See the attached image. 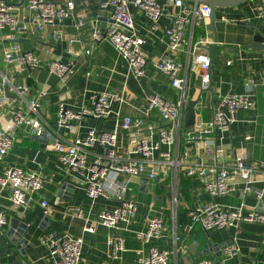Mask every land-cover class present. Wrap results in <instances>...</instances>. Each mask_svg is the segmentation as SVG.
<instances>
[{
	"label": "crops",
	"instance_id": "crops-1",
	"mask_svg": "<svg viewBox=\"0 0 264 264\" xmlns=\"http://www.w3.org/2000/svg\"><path fill=\"white\" fill-rule=\"evenodd\" d=\"M9 3H20L22 0H7ZM17 6L20 16L30 24V29L13 38L7 29H0V70L8 74L17 86H26L21 94L11 92L6 106L0 112V129L11 119L12 109H27V102L36 98L38 93L45 89L48 94L41 100L39 111L43 117V124L51 130L38 134L31 126L22 125L16 133L14 146L4 159H0V174L9 165H17L27 171H37L44 176L43 187L34 194V200L27 209L8 211L7 223L0 228V264H20L26 260L29 264H49L48 248L41 244L39 238L47 231H54L60 235L83 237V264H137L136 252L139 249H148L157 246L167 249L174 244L173 212H171V189L168 182L155 180L144 184L143 178L128 179V190L125 193L127 200L138 204L133 221L128 230L121 231L98 225L96 232L85 230L89 220L97 217L103 210H111L118 206L114 199H92L83 186H75L71 191L61 190L66 179L71 178L66 167L61 163L59 155L49 145L62 138L73 141L78 135L85 134L90 127L99 130L114 128L115 119L85 117L70 131L61 134L51 126L59 118V104L66 103L69 108L78 109L82 105H91L92 97L104 91H114L123 94L124 103H116L114 108L122 115L137 116L145 107L146 96L159 94L167 98H174L176 92L170 84V78L157 71L152 61L164 55H171L180 61H187L188 49H192L201 38L208 42L201 44L199 52H208L213 44L214 32L211 23L207 27L191 26L186 29L187 44L179 51H171L164 36V28L171 22L170 13L173 0H158L169 8L158 22V29L149 33L150 18L143 11H139L133 4L130 10L135 15L139 34L146 39L143 48L148 55V64L144 75L134 77L128 62L118 53L109 40L95 42L92 34L99 28L107 31L111 25V10L105 0H74L78 12L86 16V25L77 30L74 19H61L53 23L38 26L32 22L34 13ZM63 2L66 0H50ZM229 1V0H225ZM190 2V1H189ZM193 3V2H192ZM216 23L218 45L214 49V58L211 72V88L204 93L207 107L203 110V117L209 120L212 107L218 102L222 94H239L244 91L248 81L253 80L252 90L256 100V109L253 111L240 110L236 113V121L229 132L222 138L216 134L217 143L225 148L224 160H229L237 153H247L250 160L264 159V49H253L248 45L252 42L255 33L264 36V0H245L234 7H217ZM250 20L255 26L240 25L234 21ZM16 44L22 50L33 51L43 63L41 68H25L22 71L15 65L6 62L3 49ZM71 50L72 52H70ZM86 50H91L89 54ZM72 60L76 72L67 83L61 82L47 67L52 60ZM232 60L231 65L227 61ZM198 81L196 84L198 85ZM251 136V139H246ZM134 130L122 131L119 134L118 149L127 150ZM97 147L89 154L90 160L100 152ZM198 184H189L186 193L179 192L177 207V230L184 232L185 249L174 254L169 264H201L203 260H213L216 264H264V225L257 223H242L239 228H229L218 231H206L201 224L194 222L188 210L197 205L213 201L225 207L245 204L256 207L264 212V196L257 199L253 195H244L243 183L238 184V190L225 196L211 198L196 178H191ZM256 187L264 188V183H256ZM49 201V212L45 214L41 201ZM0 207H11L7 190L0 191ZM81 211V217L77 216ZM51 217L50 225H44V218ZM165 216L168 220V237L152 240L143 245L136 240L134 233L144 230L149 218ZM18 219L30 227L32 236L26 234L30 243H34L26 250V257L20 252L17 244L13 243L9 234L13 221ZM44 227L46 229L44 230ZM18 234L14 229V234ZM123 234L126 237V250L118 259H109V237ZM236 241L240 250L232 258H226L219 253L225 244Z\"/></svg>",
	"mask_w": 264,
	"mask_h": 264
},
{
	"label": "built area",
	"instance_id": "built-area-1",
	"mask_svg": "<svg viewBox=\"0 0 264 264\" xmlns=\"http://www.w3.org/2000/svg\"><path fill=\"white\" fill-rule=\"evenodd\" d=\"M110 7L114 20L110 28L102 32L94 30L95 42L109 40L118 53L128 62L129 69L138 77L144 75L148 64V55L143 46L146 39L137 29L134 13L130 10L133 4L139 11L150 18L148 32L158 29V22L169 6L158 0H105ZM191 3V4H190ZM24 5V3L22 4ZM25 8L35 15L33 23L41 26L61 19H74L77 30L83 28L86 16L78 12L74 0L55 2L50 0H28ZM171 22L164 28V36L171 51H179L187 39V27H207L211 20V7L204 3H192L186 0H173L170 13ZM0 29H7L13 38L30 29L18 12V7L10 5L7 0H0ZM208 42L201 38L187 53V61H180L171 55H164L152 61L153 67L170 78V84L176 92L174 98L155 94L146 96L145 107L137 116L122 115L116 110V103H124L123 94L104 91L92 97L91 105H82L78 109L69 108L66 103L59 104L60 126L73 130L85 117L107 119L114 117V128L99 130L90 127L73 141L56 138L50 146L59 155L71 178L83 186L86 194L92 199L104 198L118 201V206L103 210L97 217L89 220L85 228L90 233L96 232L98 225L121 231L128 230V225L136 215L138 204L127 200L128 179L146 177L148 180L168 182L171 189V212H173L174 244L167 249L151 246L136 252L137 264H169L171 257L186 248L184 232L177 230V207L179 204V185L183 177L196 178L211 198L225 196L236 192L239 183H243L244 195H253L257 199L264 196V188L256 183H264V159L250 160L247 153H237L229 160H224L225 148L217 143L216 134L222 138L229 132L236 121L240 110L253 111L256 100L253 94V80L246 83L244 91L239 94H222L212 107L209 120L203 117L207 107L205 94L210 90V69L213 59L208 52H199L201 44ZM72 52L71 50H69ZM91 50H86L89 54ZM7 63L15 64L20 71L25 68H41L43 63L33 51L22 50L13 44L3 49ZM232 60L227 61L231 65ZM47 67L61 82L67 83L75 74V63L72 60H52ZM199 82L198 85L196 82ZM26 86H17L8 74L0 70V112L6 106L11 92L22 93ZM48 94L43 89L36 98L27 102V109H12L11 119L0 129V159H4L16 141L20 126L28 125L38 134L44 129L43 117L39 111L41 100ZM196 100V117L192 126H186V113L190 102ZM47 125L51 126L49 122ZM52 128V126H51ZM134 130V138L127 150L118 149L119 134L122 131ZM58 131V130H56ZM59 132V131H58ZM63 134V133H61ZM251 139V136H246ZM101 151L90 160L89 154L95 148ZM44 185V176L37 171H27L17 165H7L0 174V191L7 190L11 207H0V228L7 223L8 211L27 209L34 200V194ZM45 214L49 212V201H41ZM194 222L201 224L206 231H218L239 228L242 223L264 225V212L245 204L225 207L213 201L197 205L188 210ZM81 217V211L77 213ZM168 220L165 216L149 218L144 230L136 231L134 237L143 245L152 240L168 237ZM41 244L48 248L49 264H83V237L60 235L47 231L39 238ZM126 237L123 234L109 237V259H118L126 250ZM240 246L236 241L223 247L226 258L238 254ZM102 264H109L108 261ZM201 264H216L213 260H203Z\"/></svg>",
	"mask_w": 264,
	"mask_h": 264
},
{
	"label": "water",
	"instance_id": "water-1",
	"mask_svg": "<svg viewBox=\"0 0 264 264\" xmlns=\"http://www.w3.org/2000/svg\"><path fill=\"white\" fill-rule=\"evenodd\" d=\"M186 1H190L193 3H204V4H208L211 7V27L213 29L214 32V41L213 44L208 47L209 50V56L211 57V59L214 58V49L217 47L218 45V32H217V28H216V23L219 21V19L217 18V13H216V8L217 7H234L237 6L241 3H243L245 0H229V1H225V0H186ZM24 3V0H22L20 3H9L10 5L13 6H21ZM111 22L113 23L114 20L111 19ZM234 23L236 24H240V25H247L250 26L251 29L254 31L255 30V26L253 25V23L250 20H241V21H234ZM250 48L253 49H264V36L261 35L260 33H255L253 36V40L252 42L248 45ZM210 72V71H209ZM211 75V72H210ZM211 88V86H210ZM197 101H191L190 102V107L186 113V118H185V124L186 126H192L195 123V117H196V109H195V105H196ZM93 118V117H91ZM51 126L53 129L58 130L60 133H64L67 131H70V128H66L64 126H60L57 121L52 122ZM43 132H48L52 138H55L54 135H52L51 130L47 127H44ZM55 140V139H53ZM148 178H143V182L144 184H148ZM80 184H78L74 178H69L66 179V181L63 183V185L61 186V190L65 192L71 191L73 189V187L75 186H79ZM44 225H50L51 223V217L46 216L44 218ZM11 232L9 234V237L11 238L12 242L17 244V247L20 249L21 254L23 255V257H26V250L30 247L33 246L34 243H30V239L27 238L26 234L32 236V232L30 230V227L27 226L25 223H20V221L18 219H16L15 221H13L12 223V227H11ZM14 229L16 230V232L18 234H14ZM46 229V227H44V230ZM179 233H182L181 229L178 230ZM230 243V242H228ZM226 245V244H225ZM220 255L223 254V250L219 253ZM20 264H29L26 260H22L20 261Z\"/></svg>",
	"mask_w": 264,
	"mask_h": 264
},
{
	"label": "trees",
	"instance_id": "trees-1",
	"mask_svg": "<svg viewBox=\"0 0 264 264\" xmlns=\"http://www.w3.org/2000/svg\"><path fill=\"white\" fill-rule=\"evenodd\" d=\"M189 184H195L196 185V184H198V182L194 179L183 177L180 181L179 192L181 190H183V194H185L187 189L189 188Z\"/></svg>",
	"mask_w": 264,
	"mask_h": 264
},
{
	"label": "rangeland",
	"instance_id": "rangeland-1",
	"mask_svg": "<svg viewBox=\"0 0 264 264\" xmlns=\"http://www.w3.org/2000/svg\"><path fill=\"white\" fill-rule=\"evenodd\" d=\"M191 4V3H190ZM22 7V6H21Z\"/></svg>",
	"mask_w": 264,
	"mask_h": 264
}]
</instances>
